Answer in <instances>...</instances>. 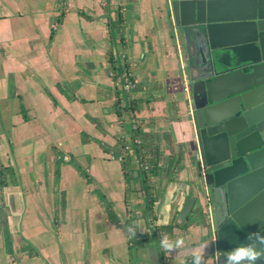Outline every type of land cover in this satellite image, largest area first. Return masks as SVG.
<instances>
[{"label": "crops", "instance_id": "0c3cea01", "mask_svg": "<svg viewBox=\"0 0 264 264\" xmlns=\"http://www.w3.org/2000/svg\"><path fill=\"white\" fill-rule=\"evenodd\" d=\"M166 2L0 0V157L15 173L0 190L14 249L8 254L0 235V264H150L148 248L160 244L150 234L146 196L138 184L127 197L122 164L102 145L114 148L133 135L130 124L119 123L116 105L125 102L111 76V58L125 53L143 87L134 95L146 101L137 120L160 141L161 170L150 179L155 221L169 225L189 179L193 144L183 91L187 60ZM119 14L123 37L116 30L112 40L110 21ZM166 135L187 146L184 169L175 175L168 170ZM58 153L75 158L94 182L70 164L60 166L57 182ZM131 168L137 177L138 158ZM94 188L105 193L123 223L136 218V232L149 234L147 246L130 253L129 237L110 222ZM207 234L200 221L174 226L170 236L183 235L186 242L167 252L170 264H186L193 249L209 242Z\"/></svg>", "mask_w": 264, "mask_h": 264}, {"label": "water", "instance_id": "95a60500", "mask_svg": "<svg viewBox=\"0 0 264 264\" xmlns=\"http://www.w3.org/2000/svg\"><path fill=\"white\" fill-rule=\"evenodd\" d=\"M166 1L187 60L193 144L169 225L203 222L205 264H224L226 250L264 233V0ZM148 255L163 264L158 246Z\"/></svg>", "mask_w": 264, "mask_h": 264}, {"label": "trees", "instance_id": "16d2710c", "mask_svg": "<svg viewBox=\"0 0 264 264\" xmlns=\"http://www.w3.org/2000/svg\"><path fill=\"white\" fill-rule=\"evenodd\" d=\"M124 22L125 21L122 14L118 15L116 21H110L112 40H115L117 37L115 33L116 30H119L121 37H123L122 31L125 24ZM115 42L116 41H112L111 44L114 46ZM111 61H112L111 76L114 78V80H118L119 75L122 72L123 68L121 67V65H119V61L114 57L111 58ZM141 90H143L142 85L137 84L135 94ZM125 102H126L124 104L125 106H122L120 104L121 101L120 103L118 102V104L116 105V112L118 114L119 123L121 125H123L126 122L125 115L130 112L132 113L133 116H136L137 118L144 102L146 101L139 99L138 96L133 94L132 96H127ZM172 108L177 109V106L173 104ZM137 139L141 141V144L137 148V151H135V153L139 157V161L140 164L142 165V168H140L139 175L137 177H134L133 170L131 168L133 157L128 147L131 142L133 143V145H135V140ZM165 140L171 148V154L169 156L168 164H167L168 170L170 173L175 175L184 169V159L187 153V146L186 144L183 143L176 144L170 135H166ZM83 141L84 142L87 141L86 135H83ZM102 146L104 150L106 152L111 153L115 159H119L120 157L122 158L121 164L125 172V178L128 184V188L126 191L128 198L131 197L132 193L137 190L136 185L140 184L141 192L145 194L146 199L148 201L147 213L148 215H150V221H149L150 234L152 239L159 244V239L164 234L170 235L173 231L174 226L173 225L161 226L158 225L157 222L155 221V212H154V204L156 202L155 186L150 182V179L156 177L161 170L160 141L158 137H156L154 134L146 133L142 131L141 125L139 124L137 131L133 132L131 139L128 140L122 138L114 148H111L104 144ZM65 157L66 156L63 153H58L57 182H59L60 179V174H61L60 166L62 164L72 165L80 173L82 178L86 180L88 184H92L94 182L91 175L87 172V169L83 167L81 164H79V162L76 161L75 158L72 157L70 159L68 157V160H65ZM14 174L15 173L13 169L3 166L0 157V190L3 191L5 187H7L9 176L11 175L13 176ZM92 192L97 196L100 204L105 209V212L110 222L116 227L121 228L129 237L130 253H132L133 249L147 246L148 241L150 239L149 234L141 235L138 232H136L135 235H133L128 231L129 226H134L133 222L136 220V218H128V220L125 223H123L114 208V204L107 198L105 193L100 188H94ZM8 216L9 214L6 204L5 202H3L0 204V235L4 240V246L6 252L11 255L13 254L14 249H13V239H12V233L10 231ZM161 257H162V263L165 264L167 258L166 255L161 252ZM191 260L192 259L188 260L186 264H191Z\"/></svg>", "mask_w": 264, "mask_h": 264}, {"label": "clouds", "instance_id": "9594fccd", "mask_svg": "<svg viewBox=\"0 0 264 264\" xmlns=\"http://www.w3.org/2000/svg\"><path fill=\"white\" fill-rule=\"evenodd\" d=\"M129 233L135 235V226H129ZM185 236H170L164 234L159 239L160 247L170 254L182 249L185 245ZM264 243V233H249L246 239L235 245L230 250L225 251L224 264H256L257 259L264 255V248L258 245ZM210 247L207 241L201 242L197 248L193 249L191 264H205L207 249Z\"/></svg>", "mask_w": 264, "mask_h": 264}, {"label": "built area", "instance_id": "2783aa9c", "mask_svg": "<svg viewBox=\"0 0 264 264\" xmlns=\"http://www.w3.org/2000/svg\"><path fill=\"white\" fill-rule=\"evenodd\" d=\"M117 58H118V61H119V65H121L123 70L120 73L118 80H115V81H116L117 87L119 88L121 94L124 97V102H125V99H126L127 96H132L135 93V90H136V87H137V81L135 80L134 74L131 71L130 66L128 64L127 55L125 53H122ZM125 121L128 124H130L131 129H132V133L134 131H137L138 125L140 123L137 120L136 116H133L132 113L130 112V113L125 115ZM140 144H141V141L139 139H137V140H135V145H133V143L131 142L129 144V147H128V149L132 153L133 158L134 157L138 158V161H139V157L137 156L135 151H137V148L140 146ZM65 160H68V156L65 157ZM118 160L121 162L122 158L120 157ZM139 164H140V161H139ZM140 168H142L141 164H140ZM160 251L162 253H164L166 255V257H167L165 264H170L169 258L167 256V251L163 250L161 247H160Z\"/></svg>", "mask_w": 264, "mask_h": 264}]
</instances>
